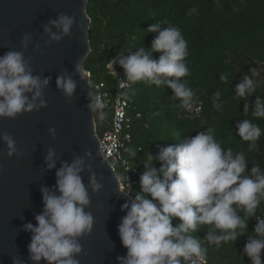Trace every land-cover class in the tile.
I'll use <instances>...</instances> for the list:
<instances>
[{"label":"clouds","instance_id":"9594fccd","mask_svg":"<svg viewBox=\"0 0 264 264\" xmlns=\"http://www.w3.org/2000/svg\"><path fill=\"white\" fill-rule=\"evenodd\" d=\"M196 12L191 8L188 15ZM157 21L149 25L147 33H156L150 49L143 46L127 54L119 53L109 66L123 69L127 86L134 94L133 85L144 83L165 86L179 100V107L190 108L195 98L194 90L183 79L190 75L186 62L188 44L179 28ZM76 18L58 13L42 26L44 43L60 42L72 34ZM20 49L7 50L0 55V118L14 119L19 115L39 111L47 107L44 90L50 77L36 74L24 52L33 43L32 33L20 38ZM39 50V45H33ZM153 53H159L153 58ZM80 64L74 65L79 73ZM73 73L63 72L56 78V88L71 104L77 88ZM235 85V95L248 99L255 92L258 75L249 68ZM220 79L226 81L221 75ZM129 96V92L124 93ZM90 101L87 108L98 112L103 118L106 103L101 95L87 92ZM220 92L213 93V107L221 111L223 104ZM249 110V104L244 105ZM251 114L264 118V100L256 96ZM236 135L248 142L247 150L258 151L257 141L264 130L249 119L235 125ZM54 140L56 129H48ZM0 142L5 146L8 158L23 155L17 141L8 133H0ZM129 156L137 157L138 150L127 148ZM59 156L49 147L44 157L45 170L55 171V185L41 186L42 210L35 215V226L29 222L22 230L31 234L27 246L29 264H79L78 256L83 251L80 239L92 232L94 217L90 207V193L99 192L103 184L92 169V154L85 150L83 156H75L69 163L63 161L57 168ZM159 164L154 166L153 162ZM144 171L139 177L140 191L135 192L121 205L126 214L121 218L117 232L121 245L127 250L123 257H116L117 264H207V247L195 235L201 226H208L203 237L209 245L235 242L247 231V221L255 218L252 235L247 236L242 256L250 264H264V218L255 213L264 200V169L258 164L248 169L243 152L234 153L224 149L215 138L214 130L198 131L181 144L162 146L155 154L147 153ZM248 169V170H246ZM88 173V183L82 173ZM128 182V177H127ZM129 184V183H128ZM240 213L244 215L241 216ZM178 222L174 225L173 220ZM12 264H25L19 255Z\"/></svg>","mask_w":264,"mask_h":264},{"label":"trees","instance_id":"16d2710c","mask_svg":"<svg viewBox=\"0 0 264 264\" xmlns=\"http://www.w3.org/2000/svg\"><path fill=\"white\" fill-rule=\"evenodd\" d=\"M191 8L196 12L188 15ZM86 15L90 21V52L82 70L91 73L92 86L103 83L109 91H114L117 80L125 81V77L118 65H114L115 76L109 75L108 62L119 53L127 54L142 46L150 49L156 36L146 32L150 24L161 21L166 22L164 26L179 28L188 44L186 62L190 75L183 79L196 94L192 105L200 104L198 116L179 107V100L165 86L137 83L132 86L134 94L128 89L129 96L124 95L129 107L130 148L139 151L136 158L129 156L138 170L128 190L129 197L140 191L139 177L147 153L181 144L208 128L214 130L224 149L244 153L248 169L257 164L264 169V132L257 141L258 151L249 152L248 142L236 135L235 128L240 120L249 119L264 130V118L251 114L256 96L264 100V0H88ZM158 56L153 53L154 59ZM249 68L258 73L254 77L257 87L252 96L243 99L235 95L234 89L244 74H250ZM221 75L226 81L220 79ZM217 91L221 94V111L213 107V93ZM245 104H249L247 112ZM153 164L159 167L155 161ZM255 216L264 218V200ZM177 222L173 220L174 225ZM255 224V218H249L244 236L219 247L203 240L208 226H201L195 235L208 249L207 264H250L242 251ZM261 258L264 261V255Z\"/></svg>","mask_w":264,"mask_h":264},{"label":"water","instance_id":"95a60500","mask_svg":"<svg viewBox=\"0 0 264 264\" xmlns=\"http://www.w3.org/2000/svg\"><path fill=\"white\" fill-rule=\"evenodd\" d=\"M87 4L88 0H0V55L9 49L21 50V36L32 33L33 43L24 55L36 74L51 78L44 90L46 108L14 119L0 118V133H10L23 153L8 158L0 142V264H12V258L18 255L29 264L27 246L31 234L22 228L29 222L35 226L34 217L43 207L41 186L55 185L56 169L46 171L44 164L49 147L55 148L59 156L57 168L61 162L70 163L75 156L89 151L92 169L98 179L102 177V189L90 193L87 211L92 213L94 224L92 232L80 239L83 251L77 257L79 264H117L116 257L126 254L117 228L126 214L120 210L121 205L131 197L120 191L116 174L100 153L93 112L87 108V92L92 89L82 76V64L90 52ZM58 13L74 16L79 26L74 24L69 37L46 45L47 37L41 38L42 26ZM36 44L39 50H34ZM77 62L80 71L73 73ZM65 71L73 73L77 81L71 104L56 88L57 76ZM50 127L56 129L54 140L48 134ZM82 176L87 184L88 173Z\"/></svg>","mask_w":264,"mask_h":264},{"label":"built area","instance_id":"2783aa9c","mask_svg":"<svg viewBox=\"0 0 264 264\" xmlns=\"http://www.w3.org/2000/svg\"><path fill=\"white\" fill-rule=\"evenodd\" d=\"M107 70L109 75L113 77L115 76L116 73L112 70L109 64L107 65ZM82 76L87 78L89 82L92 77L89 71L84 70H82ZM90 86L92 92L96 95H101L106 103V107L102 110L104 113L103 118L100 117L98 112H93L94 131L98 140L100 153L116 174L120 191L128 195V190L133 185L134 180L138 175V170L133 165L129 154L126 151L127 148H130L131 143V125L128 117L129 107L124 98V93L129 89L127 82L117 80V86L114 91L107 90L103 83H97L94 86L90 83ZM107 109H109L111 113L110 121L106 119L105 112ZM188 109L189 108H187L189 114H194L195 116H198L201 110L200 104L192 105L190 111ZM94 115L103 128V133L100 138H98L96 134L97 126L94 120ZM116 166H119L123 173L122 179L117 175Z\"/></svg>","mask_w":264,"mask_h":264},{"label":"rangeland","instance_id":"374dc122","mask_svg":"<svg viewBox=\"0 0 264 264\" xmlns=\"http://www.w3.org/2000/svg\"><path fill=\"white\" fill-rule=\"evenodd\" d=\"M188 110L190 111V108ZM105 115H106V119L108 121H110L111 120V113H110L109 109L106 110ZM94 120H95V123H96V126H97L96 134H97V137L100 138L102 136V133H103V128L101 127V123L99 122V120H97L95 115H94ZM116 171H117V175L122 179L123 178V173L121 172V169H120L119 166H116Z\"/></svg>","mask_w":264,"mask_h":264}]
</instances>
